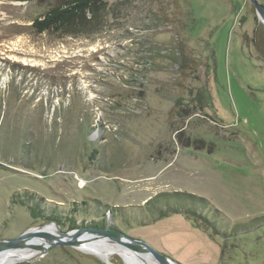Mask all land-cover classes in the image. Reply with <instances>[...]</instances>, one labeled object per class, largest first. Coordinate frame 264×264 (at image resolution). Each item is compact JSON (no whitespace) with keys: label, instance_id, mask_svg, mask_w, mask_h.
Returning a JSON list of instances; mask_svg holds the SVG:
<instances>
[{"label":"rangeland","instance_id":"1","mask_svg":"<svg viewBox=\"0 0 264 264\" xmlns=\"http://www.w3.org/2000/svg\"><path fill=\"white\" fill-rule=\"evenodd\" d=\"M63 1L0 0V120L71 140L23 156L0 146V239L55 217L64 233L101 222L181 264H264V24L251 0H96L80 26L38 32L33 20ZM10 81L23 113L5 106ZM72 114L92 127L84 148ZM164 198L180 210L204 199L215 225L159 218ZM32 257L13 264H124L78 244Z\"/></svg>","mask_w":264,"mask_h":264},{"label":"trees","instance_id":"2","mask_svg":"<svg viewBox=\"0 0 264 264\" xmlns=\"http://www.w3.org/2000/svg\"><path fill=\"white\" fill-rule=\"evenodd\" d=\"M96 2V0H67V1H63L61 3L56 4L54 7L48 9L47 11H45L41 18H35L33 20V26L37 29L38 32H42L45 30H50L53 29L55 31H63L64 29H68L69 26L74 25L76 27L80 26V24H82V22L84 21V18L86 16V13L89 10H92V7L94 5V3ZM78 29V28H77ZM79 30V29H78ZM180 58H181V62L180 65L183 68L188 61L186 55L183 54L182 50H180ZM175 53V52H174ZM193 63V62H192ZM191 63V64H192ZM13 81V79L11 80ZM9 82L6 83V85L8 84V89L10 90V95L8 96V100L6 102V107L8 108V110L11 109H15L18 113H23L25 111V108L27 106V101L26 99L22 100H17L14 97L16 86H14L13 82ZM13 92V93H12ZM2 101L0 100V105H1ZM40 104V108L41 111L43 112L44 106H46V113H48V105L44 103L43 100H40L39 102ZM18 104L17 107H15ZM175 104H178V101L175 102ZM61 105H59L60 108ZM1 107V106H0ZM35 108V107H34ZM38 115H42L43 113H40ZM55 112V107H54V111ZM58 112V111H57ZM73 116V114H72ZM21 117V116H20ZM76 120L74 121L73 124H75L72 128V130L74 131V135H73V139L72 142H74L76 140L77 144H80L83 148L90 142L89 139L86 137L88 134L89 129H92V127L89 126V124L83 120L78 122L77 118L78 117H82L76 114V116H73ZM10 117H6L3 116V118L1 117L0 123L2 125L6 126V130L7 132L10 134V143H16L19 145V148L21 149L22 155L16 152V150H14L13 152H11L10 149H8V146L10 145V143L7 145L4 144H0V146H5L6 148H3L4 150H6L5 154L7 152L10 153H14L17 154L19 156H23L25 155V152L27 149H29V145H32L33 143H36L37 141L39 142H47L50 143L51 142H56L59 141L61 144H68V142H71V140H68L66 137L63 138L64 136L62 134L58 135V137L55 136L56 132L54 131H49L48 133V139H46V141H44L42 138L38 137V135H35L34 133L32 134L30 132V130L26 129V127H22L21 125H18V123H21V120H19V117H12L11 119L13 120V124H14V128H12L9 125V120ZM32 120V118H31ZM33 121V120H32ZM35 124H38L37 122L33 121ZM97 121H95L93 123L94 127L97 125ZM10 126V128H9ZM65 128L67 130L70 129V127H66ZM80 130L82 133H84V137H80L77 133V131L80 133ZM22 134V135H19ZM23 135H28L29 137V141H27L26 143H23L22 141V137ZM27 137V136H26ZM49 140V141H48ZM17 146V145H16ZM77 148V147H76ZM3 150V151H4ZM20 152V151H19ZM57 151H54L53 154L54 156L57 154L55 153ZM58 153V152H57ZM174 195V194H173ZM183 195V194H182ZM186 198L188 199H198L196 197H194L193 195H184ZM157 198V196H155L153 198V200ZM170 198H164L162 199V202L166 205V207L163 210H160L158 217L162 218L163 216H165L167 213L169 212H173V213H177V212H183L188 218H190L194 223H199L200 220H203L204 222H206L207 227H213V223H211L212 221L209 219V217L205 214V212H203V210H205L207 208L208 211H211V207H208V203L204 202V199L199 198V201H202L200 203H197V201L194 202H185L182 199L176 200V203L178 205H180L181 207L184 208V210H180L176 207L173 208V206H171L170 202ZM149 203V202H147ZM173 203V202H172ZM197 207V209H199V211H195L193 208ZM196 209V210H197ZM49 220L52 221V223H56L57 225H63L64 223L60 221V219L55 218V217H48ZM53 220H55V222H53ZM90 226H94L97 228H105L104 223L101 222H91ZM112 227V226H111ZM78 228V225H70L69 229H75Z\"/></svg>","mask_w":264,"mask_h":264},{"label":"bare ground","instance_id":"3","mask_svg":"<svg viewBox=\"0 0 264 264\" xmlns=\"http://www.w3.org/2000/svg\"><path fill=\"white\" fill-rule=\"evenodd\" d=\"M62 235L64 234H61L56 227H51L50 225V227L41 226L40 228L35 227L29 229L25 232L23 237L29 240H36L40 243H45ZM76 244H78L81 251L97 255L101 259H109L108 252H114L123 258L124 264H134L131 260V255L133 254L132 249L135 248L137 249L136 254H140L144 259L142 260L144 261L143 264H157L144 249L133 243H130L129 245L125 244L124 242L109 236L85 233L82 236L75 238L72 245ZM42 249L43 246L41 244L35 243H21L17 246L0 245V264H13L16 260L21 258L27 259V257H36V254L40 253Z\"/></svg>","mask_w":264,"mask_h":264},{"label":"water","instance_id":"4","mask_svg":"<svg viewBox=\"0 0 264 264\" xmlns=\"http://www.w3.org/2000/svg\"><path fill=\"white\" fill-rule=\"evenodd\" d=\"M251 2L253 3V5L255 7L257 17L264 24V7H262L260 4H258L256 0H251ZM46 225H52V226L56 227L60 231V233L64 234V235L57 237V238H53L48 242L40 243L36 240L26 239L23 237V234H21L20 236H17L14 238H2V239H0V245L17 246L18 244H21V243H35V244H41L44 249H48V248L55 246V245L73 246L72 243L75 240V238H78L85 233H87V234L91 233V234H99V235H103V236H109L112 238H116V239L120 240L121 242H124L125 244H128V245L130 243L131 244L133 243L134 245H137L138 247L144 249L149 254V256L155 260V262L157 264H181V263L175 261L174 259H172L171 257L159 252L152 245H150L148 242H146L142 239H138V238H134V237L124 235V234L117 232V231H114V230H110L107 228H97V227H83V228H77V229L71 230L70 232L64 233L61 231L60 226L57 225L56 223L50 222V223L44 224L43 226H46ZM132 251L134 253H136L137 249L133 248ZM105 260L108 261V259H105Z\"/></svg>","mask_w":264,"mask_h":264}]
</instances>
